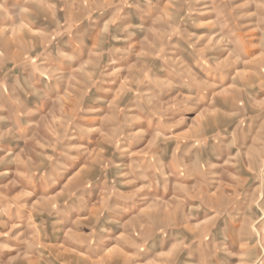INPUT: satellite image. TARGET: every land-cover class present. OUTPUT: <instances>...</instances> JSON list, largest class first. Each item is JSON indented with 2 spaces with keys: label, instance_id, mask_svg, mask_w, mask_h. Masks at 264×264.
Returning a JSON list of instances; mask_svg holds the SVG:
<instances>
[{
  "label": "rangeland",
  "instance_id": "374dc122",
  "mask_svg": "<svg viewBox=\"0 0 264 264\" xmlns=\"http://www.w3.org/2000/svg\"><path fill=\"white\" fill-rule=\"evenodd\" d=\"M0 264H264V0H0Z\"/></svg>",
  "mask_w": 264,
  "mask_h": 264
}]
</instances>
